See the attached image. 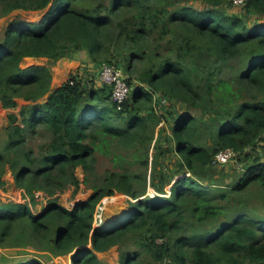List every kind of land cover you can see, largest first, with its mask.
I'll return each instance as SVG.
<instances>
[{
  "label": "trees",
  "instance_id": "trees-1",
  "mask_svg": "<svg viewBox=\"0 0 264 264\" xmlns=\"http://www.w3.org/2000/svg\"><path fill=\"white\" fill-rule=\"evenodd\" d=\"M230 4L0 0V17L44 12L37 21L14 16L0 41V101L10 109L27 101L8 113L0 187L11 170L34 204L37 192L51 195L41 212L0 202V249L104 264L97 253L120 245L119 264H264V0L238 12ZM80 52L124 69L132 90L121 109L91 74L53 88L50 65L22 66L27 56ZM113 145L123 152L117 167L96 176L97 152ZM228 147L244 167L223 184L212 161ZM167 153L178 157L171 169L162 167ZM79 166L92 192L69 208L56 194L79 188ZM117 191L129 195L128 210L95 225L99 203Z\"/></svg>",
  "mask_w": 264,
  "mask_h": 264
},
{
  "label": "rangeland",
  "instance_id": "rangeland-1",
  "mask_svg": "<svg viewBox=\"0 0 264 264\" xmlns=\"http://www.w3.org/2000/svg\"><path fill=\"white\" fill-rule=\"evenodd\" d=\"M230 11H240L236 6L230 4L229 5ZM44 13V12H43ZM43 13L41 11H33V10H15L12 13H10L7 16L0 17V41L3 39V36L6 31V27L9 23V21L15 16V17H23L25 19H29L32 21L39 20ZM82 53V52H81ZM26 58V57H25ZM28 59V58H27ZM31 59L28 61L30 62ZM86 59L83 57L80 62H85ZM23 65L28 66L31 64L26 63V59L23 60ZM51 65V63H48ZM100 66V65H99ZM86 67L85 65L83 66ZM78 70V69H76ZM100 67L98 68V74H99ZM76 72H81L80 70ZM77 74V73H72ZM89 74L83 75L85 78L88 77ZM71 76V75H70ZM60 81V80H59ZM60 85V84H56ZM56 88V87H53ZM157 100V99H156ZM19 106H17L14 109L6 108L0 110V140H2L5 137V128L9 124L8 120V113L11 111L19 112L21 106L27 101L24 99H19ZM168 104V103H167ZM169 106V105H167ZM163 123H161L162 125ZM158 130V128H157ZM167 131L165 133H169L170 130L167 127ZM155 141L153 142L154 145ZM161 144L164 146H167V141L164 139L161 140ZM121 147V146H120ZM123 153L119 147L113 145L109 147L108 153H100L97 152V166H96V176H102L105 171L107 170H114L117 166L113 162V156L114 153ZM151 159L153 158V150L150 151ZM178 157L175 154L167 153L164 157H162V167L171 169L172 167H175L176 161ZM215 170V176L219 179L220 183L226 184L229 182H232L235 180L239 175L243 173V161L240 159H236L232 162L226 163V164H219L212 166ZM10 170L6 172L4 175V180L6 181L5 186L0 187V202H26L29 201L31 205H33L34 210L36 212H41L46 206L48 199L51 197V195H48L47 193H43V191L38 195L36 204L33 203L29 198H26L24 196L23 190L17 186L15 183L13 175H10ZM77 174L79 175V178L81 180L80 186L78 189L75 188L74 185H70L67 189H65L63 192H59L56 194L58 201L71 208L73 205L80 199H86L92 192L91 188H88L86 184L84 183L85 178V172L83 170V167L79 166L77 169ZM94 179H96L94 177ZM76 189V190H75ZM150 192V190H149ZM38 194V193H37ZM36 194V195H37ZM129 195L122 193L120 191H117L115 194L110 196H105L101 202L99 203L101 207H103V210L96 211L95 217L98 218V215H101L104 219L105 217H108V220H113L114 218L121 215L124 211L128 210L129 208ZM100 224V223H99ZM91 246V244H89ZM122 247L120 245H115L111 247L110 249L106 251H99L97 254L99 258L103 261L104 264H119L120 263V252ZM38 257L41 259L45 264H74L73 257H71V254H64V255H55L49 252H40L37 251L33 247L28 248H15V247H8V248H1L0 249V262L1 263H15L18 261L30 259Z\"/></svg>",
  "mask_w": 264,
  "mask_h": 264
},
{
  "label": "built area",
  "instance_id": "built-area-1",
  "mask_svg": "<svg viewBox=\"0 0 264 264\" xmlns=\"http://www.w3.org/2000/svg\"><path fill=\"white\" fill-rule=\"evenodd\" d=\"M247 0H231V4L239 7L246 3ZM98 79L103 85L109 86L111 89V99L116 104L118 109L123 107V104L127 101L131 93V86L127 81V76L124 69L115 63L102 62L100 64V70ZM236 151L228 147L217 152L213 158V165L226 164L236 159ZM103 210V207L98 206L97 211ZM105 219V218H104ZM101 215L98 218L95 217V224L100 225L104 222ZM100 223V224H99Z\"/></svg>",
  "mask_w": 264,
  "mask_h": 264
},
{
  "label": "crops",
  "instance_id": "crops-1",
  "mask_svg": "<svg viewBox=\"0 0 264 264\" xmlns=\"http://www.w3.org/2000/svg\"><path fill=\"white\" fill-rule=\"evenodd\" d=\"M83 57H85L86 61L80 62ZM24 59H26L27 64H31V65H34V64H36V65H44V64L50 65L48 63H51L50 66H51L52 75H53L52 87H58V85H56V84H60V85L63 84L66 80H68V78L70 77V75H72V73H77V75L80 78L84 77L83 75H85L86 73L91 74L92 77H95L96 86H103V84L98 79V68L100 66H95L94 63L90 61V58L88 57V55L86 53L80 52V53H77L76 56L73 58L62 57L56 61H51L48 57H44V56H27ZM30 59H31V61L28 62ZM84 65L86 66L85 68L83 67ZM22 66L26 67L23 65V63H22ZM28 66H30V65H28ZM76 69L80 70L81 72H76V71H78ZM2 109H4V106H3L2 102L0 101V110H2ZM9 173H10V175H13L11 170L9 171ZM41 192H37L38 193L37 197H38V195H40ZM47 204H48V201H47ZM47 204H46V206H47ZM105 219L107 220V217H105ZM76 251H78V250L76 249ZM72 256H73V254L71 253V257Z\"/></svg>",
  "mask_w": 264,
  "mask_h": 264
},
{
  "label": "water",
  "instance_id": "water-1",
  "mask_svg": "<svg viewBox=\"0 0 264 264\" xmlns=\"http://www.w3.org/2000/svg\"><path fill=\"white\" fill-rule=\"evenodd\" d=\"M107 219H108V217H107ZM78 250V249H77Z\"/></svg>",
  "mask_w": 264,
  "mask_h": 264
},
{
  "label": "clouds",
  "instance_id": "clouds-1",
  "mask_svg": "<svg viewBox=\"0 0 264 264\" xmlns=\"http://www.w3.org/2000/svg\"><path fill=\"white\" fill-rule=\"evenodd\" d=\"M96 225V224H95Z\"/></svg>",
  "mask_w": 264,
  "mask_h": 264
}]
</instances>
